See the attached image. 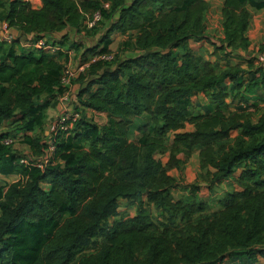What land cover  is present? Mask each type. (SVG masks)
I'll list each match as a JSON object with an SVG mask.
<instances>
[{"label":"trees","instance_id":"1","mask_svg":"<svg viewBox=\"0 0 264 264\" xmlns=\"http://www.w3.org/2000/svg\"><path fill=\"white\" fill-rule=\"evenodd\" d=\"M42 2V9L34 10L25 0H0V22L26 39L49 37V43L72 51L81 46L66 48L64 40L51 36L70 29L92 36L117 20L101 45L84 54L94 56L82 62L89 66L72 83L80 119L69 132H60L54 164L45 170L21 165L23 156L3 142L22 135L33 156L45 153L47 142L32 134L43 129L51 102L52 108L59 105L66 65L56 55L21 49L18 40L0 41V126H11L0 136V173L22 178L5 193L0 188V264H264V108L244 96L264 93V68L256 66V76L246 83L242 66L197 61L189 44L209 42V2ZM249 6L264 8V0L224 1V38L213 45L215 55H225L222 60L251 48ZM97 11L102 21L87 29V16ZM113 33L128 35L120 53L131 55L94 62L112 54ZM259 52L264 54V45ZM231 91L235 110L228 102ZM198 95L209 100L206 113L189 104ZM88 111L105 115L106 124L92 122ZM139 119L146 124L132 138ZM194 151L200 178L210 188L232 180L239 189L215 210L197 193L175 200L177 181L157 159L170 152V166H177L179 154L189 157ZM121 200L134 205L135 216L119 214ZM148 205L166 224L150 219Z\"/></svg>","mask_w":264,"mask_h":264},{"label":"rangeland","instance_id":"2","mask_svg":"<svg viewBox=\"0 0 264 264\" xmlns=\"http://www.w3.org/2000/svg\"><path fill=\"white\" fill-rule=\"evenodd\" d=\"M210 4V9L206 13L205 16V22H206V28H207V35L209 37V42L202 41H191L190 42V48L194 52L197 61L200 62L202 60H207L211 62L215 61H221V65L227 66H242L244 68V73L242 74V79L248 83L250 79H252L254 76H256L257 70L255 69L256 66H261L263 61L261 59L264 58V54H261L260 48L264 45V8L256 9L253 6H249V10L251 13V21H250V27L248 30V37L251 42V48L248 51H237V52H230L228 55H226V59L222 60L225 55L223 54H214V46H219L221 40L224 38L223 36V29H222V9L224 5L225 0H207ZM81 36V35H80ZM84 36V37H83ZM83 36L79 38L80 43L83 39V44L88 48H95L97 47V39H89L87 33L84 31ZM49 38V37H48ZM56 42H60L61 39L51 37ZM27 41L26 39H23V42ZM71 42L76 43V38L74 36H71ZM118 43L115 45L112 49V54L114 56H120L122 59L127 58L131 54L127 53H120L121 45L119 47ZM119 47V48H118ZM101 49V47L99 48ZM72 52V51H71ZM81 56V51H80ZM93 54L89 56V61H92ZM74 63H71V66L75 68L76 70L81 65V62L76 63L77 58L75 59L73 56ZM81 61V59L79 60ZM253 62L255 65H253ZM252 66V69L250 67ZM248 70L251 72L248 73ZM259 75H257L258 77ZM232 86L230 85V82H227V89L231 90ZM257 91V89H256ZM255 94V93H254ZM236 92L231 91V98L228 99V102L230 104L231 110H235L236 108V102H233L232 100H235ZM246 98L250 100V104H256V106L264 108V93L263 91L256 92L255 95L252 94L250 97L249 95H244ZM259 99V100H257ZM257 100V101H256ZM192 108L197 113H206L208 109L209 100L204 95H198L192 98L190 100V103ZM250 109L253 107L250 106ZM61 112H56L49 118L48 124L44 126L43 129L37 130L35 132L34 137L44 139V142H47L48 145L53 143V140H56L57 137L59 138L60 132L55 131L57 122L59 121V115ZM93 120L92 122L97 123L99 125L106 124L107 120L102 116H93L91 117ZM146 119H139L136 121V127L132 132V138H137L139 136V131L137 127L145 125ZM65 127V126H64ZM193 128L191 126H187L186 131H191ZM7 132L8 127L6 128H0V133ZM70 131V130H69ZM46 132H48V135L46 136ZM15 135V132L12 133ZM17 140L15 144L12 145V149L16 152H18L20 155L24 156L25 158H31L33 157V154L31 153V150L28 147L21 148L22 151L17 150V145L22 143L20 135L17 137H14ZM169 147H171L174 144V136L171 135L169 137ZM170 152L164 153L162 155H158L157 159L160 160L163 165L168 170V174L175 178L177 181V184L175 188L173 189V197L175 200H182V199H189L191 198L194 193H197V196L201 201L208 202L213 210L217 209V203L222 200L227 194L232 193L235 190H239L238 187L235 185V182L232 180H223L210 188L208 183L202 180L200 178V165H199V152L194 151L189 157H187L184 154H179L177 156L179 164L177 166H170ZM11 176V175H10ZM9 176V177H10ZM19 181L18 177L14 178H7L8 184H13ZM4 184L3 182L0 183ZM197 190V192H195ZM148 214L150 216V219L159 224L164 225L166 224V221L161 214L159 210L154 208V206H147ZM119 214L121 216L123 215H129V216H135L136 210L133 204L121 200L120 201V209ZM118 218L111 219V222H114ZM239 256V255H238ZM240 257V256H239ZM242 258V257H241ZM240 259V258H239ZM243 262V261H242ZM236 263L238 264V260H236ZM240 264V263H239ZM260 264H263V261H260Z\"/></svg>","mask_w":264,"mask_h":264},{"label":"built area","instance_id":"3","mask_svg":"<svg viewBox=\"0 0 264 264\" xmlns=\"http://www.w3.org/2000/svg\"><path fill=\"white\" fill-rule=\"evenodd\" d=\"M109 4H104V9H109ZM102 13L100 11L95 12L92 15H88L85 21V26L87 29H93L102 21ZM25 37H22L21 34L16 33L14 30L10 29L6 23L1 24L0 28V41L8 44H12L15 41H19V47H23V49H31V50H39L44 51L49 55L57 56L59 53L66 54L69 59L72 58V52L68 51L60 46L53 45L48 42V38H40L35 41H32V38H27L25 42H23ZM114 55H100L96 56L93 61H112L114 60ZM263 63L261 66L264 68V58L261 59ZM89 64H81L79 68L76 70L71 66V64H66L62 77L61 84L65 87V92L58 98L59 105L61 108V114L59 115V121L57 122L56 130L57 132H69L74 126V124L80 119V114L76 113L74 110V102L76 97V90L73 86V80L79 77L81 73H83ZM65 126V127H64ZM22 135H20L21 137ZM22 138V137H21ZM18 139L14 137L6 138L3 142L6 146H12L17 142ZM55 140L53 143L48 145L45 153L39 157H31L25 158L24 156L20 159V164L24 165L28 168H37L40 170H45L49 166L54 164L53 157L55 153Z\"/></svg>","mask_w":264,"mask_h":264},{"label":"crops","instance_id":"4","mask_svg":"<svg viewBox=\"0 0 264 264\" xmlns=\"http://www.w3.org/2000/svg\"><path fill=\"white\" fill-rule=\"evenodd\" d=\"M25 1L28 2L32 6V8L34 10H40L43 7L42 0H25ZM116 20H117V17H115L113 20L109 21L102 29L98 30L92 36L88 34V37H90L89 39H95L96 38L97 39V44H98L97 46H100L101 45V41L104 40L107 37L111 25ZM1 24L2 23L0 22V28H1ZM71 36H74L76 38V43H72L71 42ZM82 36H83V33H78L74 29H70V30L64 31L63 33H59V34H53L51 36V37H54V38H58V39L64 40L65 43H66L65 45L67 46L66 48H72L71 46H73V44H77V45L81 46V48L78 49V50H75V48H74V50H72V58H70V59H69V57L67 58V56H65L64 54L63 55H57L56 60L59 62V64L61 66L64 67V65H66L68 63L69 64L74 63L75 61L73 60V56H74L75 59L77 58L76 63L81 62V64L86 58H89V56L91 55L90 53H88V55H84L85 52H87V49H90V48L86 47L83 44L84 39L80 43H78L80 41L79 38L82 37ZM110 38H111V45L109 46V49L112 51L113 47L115 45H117L118 43H120L119 44V47H120V45L128 38V35L127 34H120V33H113V34L110 35ZM20 48L22 49L23 47L20 46ZM80 51H81V56H80ZM136 54H132V56H136ZM80 59H81V61H79ZM53 75L55 77H58V72L56 74H53ZM47 101L51 102V98H48ZM51 105H52V102L49 105V107H47V109L45 110L46 120L44 121V126L48 124L49 118L55 113V111L56 112L61 111L60 105H58L56 108H52ZM88 115L89 116H91V115L92 116H97L98 115V116H102V117H104L106 119L105 115H103V114H95V113L91 114L90 111H88ZM6 127H8V131L0 133V136L5 135L6 133H8L10 131V129H11L10 123H6L3 126H0V128H6ZM45 134L47 136L48 132H46ZM33 135H35V133H33L32 136ZM24 147H28L30 149V147L26 143H20L19 145H17V150L22 151L21 148H24ZM14 177H18L19 180L22 179L20 175H11L9 177L8 175H4V174L0 173V183L1 182L4 183V184L0 185V188L3 187L4 193L7 191L8 186L11 185V184L7 185L5 183V182H7V178L9 179V178H14Z\"/></svg>","mask_w":264,"mask_h":264}]
</instances>
